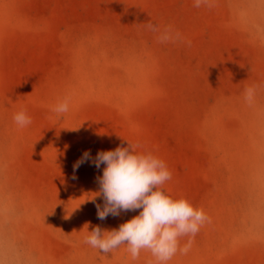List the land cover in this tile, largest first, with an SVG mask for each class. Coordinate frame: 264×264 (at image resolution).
I'll use <instances>...</instances> for the list:
<instances>
[{"label":"rangeland","instance_id":"1","mask_svg":"<svg viewBox=\"0 0 264 264\" xmlns=\"http://www.w3.org/2000/svg\"><path fill=\"white\" fill-rule=\"evenodd\" d=\"M194 4L0 0V264H158L85 243L140 209L99 220L104 165L73 166L127 141L208 217L167 264H264V0Z\"/></svg>","mask_w":264,"mask_h":264},{"label":"clouds","instance_id":"2","mask_svg":"<svg viewBox=\"0 0 264 264\" xmlns=\"http://www.w3.org/2000/svg\"><path fill=\"white\" fill-rule=\"evenodd\" d=\"M201 4L202 0H195L194 7L199 8ZM148 27L157 30L153 24ZM168 38L164 35L162 40ZM253 91L246 89V99L251 100ZM53 111L62 117L69 111L68 100L58 103ZM13 120L21 128L32 123L23 110L14 114ZM137 148L138 145L127 141L126 147L98 152L94 160L89 152H85L74 164V171L89 160L97 169L104 165L102 176L97 177L99 191L92 198L95 202L96 196H102L104 201L103 207L96 204L99 220L140 209L138 215L120 224L118 229L93 227L88 231L85 243L103 254L126 245L134 260L141 250H148L158 264H167L178 250L184 254L188 252L191 241L180 248V238L194 237L208 217L203 209L194 208L188 200L167 195L162 186L171 180L172 174L166 164L151 153L138 152Z\"/></svg>","mask_w":264,"mask_h":264}]
</instances>
